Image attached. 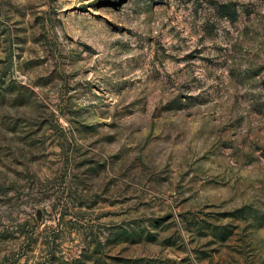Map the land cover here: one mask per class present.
Here are the masks:
<instances>
[{"label":"rangeland","instance_id":"1","mask_svg":"<svg viewBox=\"0 0 264 264\" xmlns=\"http://www.w3.org/2000/svg\"><path fill=\"white\" fill-rule=\"evenodd\" d=\"M0 264H264V0H0Z\"/></svg>","mask_w":264,"mask_h":264},{"label":"trees","instance_id":"2","mask_svg":"<svg viewBox=\"0 0 264 264\" xmlns=\"http://www.w3.org/2000/svg\"><path fill=\"white\" fill-rule=\"evenodd\" d=\"M220 9L222 10L223 14L228 17L232 18L233 10L230 8L229 4H221ZM236 12V11H235Z\"/></svg>","mask_w":264,"mask_h":264}]
</instances>
